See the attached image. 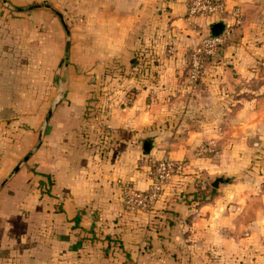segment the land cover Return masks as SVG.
<instances>
[{
	"label": "crops",
	"instance_id": "crops-1",
	"mask_svg": "<svg viewBox=\"0 0 264 264\" xmlns=\"http://www.w3.org/2000/svg\"><path fill=\"white\" fill-rule=\"evenodd\" d=\"M187 1H0V264H180L167 250L178 247L181 230L213 242L221 227L211 201H229L188 202L187 175L165 182L153 208L131 211L123 202L125 185L149 188L154 158H183L185 170L201 173L206 161L191 155L202 138H248L264 120V0H225L223 14L194 16ZM217 22L232 40L208 67L203 82L213 94L201 112L186 91L203 83L188 86L185 62ZM140 50L146 73L122 81L99 119L84 118L89 81L107 63L130 67ZM235 118L240 129L220 128ZM163 127L171 137L164 144ZM165 197L176 214H163L176 223L162 240L153 222ZM79 225L118 233L132 259L110 261L100 244L79 256ZM148 234L152 250L144 254Z\"/></svg>",
	"mask_w": 264,
	"mask_h": 264
},
{
	"label": "rangeland",
	"instance_id": "rangeland-1",
	"mask_svg": "<svg viewBox=\"0 0 264 264\" xmlns=\"http://www.w3.org/2000/svg\"><path fill=\"white\" fill-rule=\"evenodd\" d=\"M10 9L13 10V8ZM8 13H10L8 17L16 16L13 12L9 11ZM211 34L209 28L202 37ZM220 34L224 38L219 45L217 54L215 56L205 54L202 57L203 73L196 84L201 82L203 86L199 87L197 91H186L189 96L194 95L198 99L197 106H191V108L200 109L201 112L204 108L201 103L203 100H209L213 94V91L205 87L203 82L207 81L204 77L207 75L208 67L232 40L230 28L224 29ZM200 41L199 39L191 44L188 49L185 62L187 78L192 64V54ZM261 66L264 67V64ZM242 92L248 97L253 93L250 89ZM262 92L264 94V91ZM222 96L221 100L225 99V93ZM171 108L165 107L163 110H171ZM225 109L224 105L218 106L217 112L225 114ZM234 115L236 116L235 113ZM238 118L242 119L241 115ZM233 121L234 123H226L222 120L220 128L235 126L234 130L240 129L242 124L236 121V118ZM258 127L248 138L225 136L215 140L202 138L196 144L191 155L206 161H203V164L198 167L201 173L185 170L183 158H175L168 154H163L152 160L154 163L156 160L166 157L182 163L181 172L175 175H181V179L187 175V179H190L193 184L191 190L185 191L186 195L182 196V198H186L190 194V198H187L188 202L195 200L196 206H200L203 202L207 205V201L215 199L214 197H219V195H226L227 201H229L227 205L226 201H211L214 210L212 220L221 227V230H218L216 234L210 235L213 242L203 244L207 243L205 235L186 234L182 230L175 236L174 240H177L178 247L169 248V255L174 257L176 262L179 261L180 264L182 261L185 264H264V120L258 124ZM258 131L261 133L260 135L257 134ZM159 135L162 137L157 140L162 144L171 138L165 127L161 129ZM156 136L158 135L156 134ZM216 176L224 177L225 181L214 187L212 181ZM208 211L203 214L204 217L208 215ZM227 216L228 219L225 221ZM184 220L188 224H194L190 216L185 217Z\"/></svg>",
	"mask_w": 264,
	"mask_h": 264
},
{
	"label": "trees",
	"instance_id": "trees-1",
	"mask_svg": "<svg viewBox=\"0 0 264 264\" xmlns=\"http://www.w3.org/2000/svg\"><path fill=\"white\" fill-rule=\"evenodd\" d=\"M142 50L133 56L130 67L127 68L117 61L107 63L103 71L93 80L89 81L90 90L83 112L84 118H93L94 120L99 119L100 114L105 113L112 102L113 94L118 93V87L122 81L129 78H138L140 75L146 73L148 62L146 61L144 51ZM126 94H129V92L127 91ZM166 200L165 197L163 199L164 205H162V210L159 214H155L156 220L153 222L154 227L156 226L155 229L158 232V237L162 240L169 236L168 232L176 223L173 218L169 217L167 214H163V212L166 213L168 211L175 213L172 209L167 207V204L165 203ZM153 205L154 204H152L150 208H153ZM146 209L149 208L141 210ZM75 220H78V217H75ZM79 227V243L77 245L79 256L85 254V252H92L93 249L97 247V244H100L101 246L99 245V247L103 249L105 256H107L110 261L120 259L123 261H130L132 259L131 251L125 247L121 235L118 233H111L109 231L105 232L94 226L86 228L79 225ZM151 238L152 234H148L145 239L146 241L143 245V249H141L144 254L151 253ZM167 252L170 254L169 250H167Z\"/></svg>",
	"mask_w": 264,
	"mask_h": 264
},
{
	"label": "built area",
	"instance_id": "built-area-1",
	"mask_svg": "<svg viewBox=\"0 0 264 264\" xmlns=\"http://www.w3.org/2000/svg\"><path fill=\"white\" fill-rule=\"evenodd\" d=\"M225 0H188L187 14L190 16L207 14L220 15L226 11ZM236 13V10H233ZM222 34H211L200 38V44L192 54V64L188 74V86L193 87L203 73L202 57L205 54L215 56L223 41ZM205 149V148H204ZM182 163L171 158H160L153 163L151 183L146 190H139L125 185L123 202L128 210L145 209L150 207L161 195L162 188L173 175L180 173Z\"/></svg>",
	"mask_w": 264,
	"mask_h": 264
},
{
	"label": "water",
	"instance_id": "water-1",
	"mask_svg": "<svg viewBox=\"0 0 264 264\" xmlns=\"http://www.w3.org/2000/svg\"><path fill=\"white\" fill-rule=\"evenodd\" d=\"M18 8H21V7H18ZM26 8H28V7H26ZM58 14H59V13H58ZM59 15L61 16V14H59ZM221 28H222V24H221V23H219V22L215 23V24L213 25V27H212V33H213V34H220V33H221V32H220ZM150 143H151V139H150V138L146 139V140L144 141V146H143V148H144L145 150H148V149H149V145H150ZM222 181H225V178H224V177H222V176H216V177L213 179V181H212V185H213L214 187H216V186H218V184H219L220 182H222Z\"/></svg>",
	"mask_w": 264,
	"mask_h": 264
}]
</instances>
